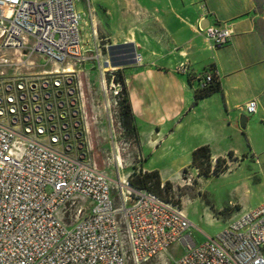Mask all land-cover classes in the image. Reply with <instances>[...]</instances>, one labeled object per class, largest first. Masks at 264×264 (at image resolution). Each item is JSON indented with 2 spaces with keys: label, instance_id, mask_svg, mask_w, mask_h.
Masks as SVG:
<instances>
[{
  "label": "built area",
  "instance_id": "2783aa9c",
  "mask_svg": "<svg viewBox=\"0 0 264 264\" xmlns=\"http://www.w3.org/2000/svg\"><path fill=\"white\" fill-rule=\"evenodd\" d=\"M76 1L0 0V264H264V203L195 244L178 203L97 169L75 68L100 54L94 30L82 49ZM199 30L213 48L232 37ZM33 57L50 69L32 71ZM174 245L182 253L168 262Z\"/></svg>",
  "mask_w": 264,
  "mask_h": 264
},
{
  "label": "crops",
  "instance_id": "0c3cea01",
  "mask_svg": "<svg viewBox=\"0 0 264 264\" xmlns=\"http://www.w3.org/2000/svg\"><path fill=\"white\" fill-rule=\"evenodd\" d=\"M258 1L261 7L256 0H148L153 30L128 40L142 62L123 70L139 152H152L142 171L157 170L162 181L174 182L190 166L192 151L207 145L212 160L227 159L218 177L246 154L264 173V2ZM207 25L230 28V42L213 48L199 30ZM210 73L220 90L192 105L195 88ZM251 100L256 112L250 115ZM241 115L251 116L244 129ZM139 122L147 128L143 141Z\"/></svg>",
  "mask_w": 264,
  "mask_h": 264
},
{
  "label": "rangeland",
  "instance_id": "374dc122",
  "mask_svg": "<svg viewBox=\"0 0 264 264\" xmlns=\"http://www.w3.org/2000/svg\"><path fill=\"white\" fill-rule=\"evenodd\" d=\"M149 4L148 0L76 1V9L82 15V49H93L91 32L94 30L96 55L100 54L96 60L75 68L84 89L88 114L94 118L90 126L92 155L97 169L105 172L114 184L118 178H130L142 170L144 158L148 160L152 152L143 150L141 154L136 137L124 131L118 123V109L114 103L115 92H119L120 87L115 86L114 82L111 83L110 75L115 69L105 64L104 50L109 45L127 43L138 35L142 36L144 30H153L150 19L153 18L154 8ZM150 7L153 9L150 10ZM263 7L264 3L262 9ZM135 48L139 50L138 47ZM31 61L35 65L32 71L50 69V65L44 67L38 57H33ZM137 125L140 141H143L147 128L141 122ZM243 158L244 161L238 167L231 164V169L225 176L200 178L196 175V170L189 166L180 170L176 181H168L171 189L169 196L182 207L191 223L189 232L195 244L215 238L242 214L264 203V173L260 175V166L252 162L250 154ZM160 171L175 173L178 170ZM162 182L167 181L161 180ZM168 253L165 258L169 262L181 255L182 248L174 245ZM161 263L162 260L159 259L151 264Z\"/></svg>",
  "mask_w": 264,
  "mask_h": 264
},
{
  "label": "trees",
  "instance_id": "16d2710c",
  "mask_svg": "<svg viewBox=\"0 0 264 264\" xmlns=\"http://www.w3.org/2000/svg\"><path fill=\"white\" fill-rule=\"evenodd\" d=\"M256 2L258 6L261 7L259 1L256 0ZM104 53L108 56L109 65L115 69L110 77L113 76V82L120 86V90L116 95L118 123L124 131L133 134L137 140L135 118L126 90L125 77L123 75V70L125 68L135 65L133 57L134 54L137 53V50L133 43L127 42L109 45L107 50H104ZM205 76L195 88L192 105H196L201 99L210 96L221 88L215 74L211 82H206L204 79ZM231 158L232 153H229L228 159L231 160ZM190 167L196 170V175L198 177L207 179L218 177L220 174L226 172L228 164L227 159L218 157L215 159L214 165H212L210 148L204 145L192 151ZM129 184L134 188L147 189L165 200L171 198V196H169L171 190L170 183L168 181L165 182L163 188H161V179L156 170L150 172L140 170L138 173H134L133 176L129 178Z\"/></svg>",
  "mask_w": 264,
  "mask_h": 264
},
{
  "label": "water",
  "instance_id": "95a60500",
  "mask_svg": "<svg viewBox=\"0 0 264 264\" xmlns=\"http://www.w3.org/2000/svg\"><path fill=\"white\" fill-rule=\"evenodd\" d=\"M257 12L260 14V13H262V9L261 8H259V9H257ZM247 116L246 115H241L240 116V119H239V125H240V128H242V129H244L245 128V126H246V123H247Z\"/></svg>",
  "mask_w": 264,
  "mask_h": 264
}]
</instances>
